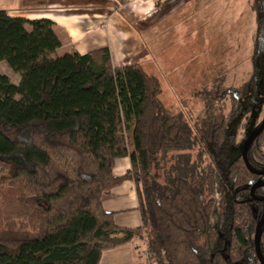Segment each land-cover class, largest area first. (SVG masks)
Returning <instances> with one entry per match:
<instances>
[{
  "label": "trees",
  "instance_id": "obj_1",
  "mask_svg": "<svg viewBox=\"0 0 264 264\" xmlns=\"http://www.w3.org/2000/svg\"><path fill=\"white\" fill-rule=\"evenodd\" d=\"M252 8L253 73L240 87L217 86L231 109L208 98L195 138L142 64L116 66L108 46L59 54L51 19L0 9V63L21 76L15 84L0 73V264H100L106 250L136 238L146 248L140 264L146 255L154 264H261L254 240L264 202L250 194L260 176L242 158L264 111V0ZM247 156L264 169V130ZM124 157L131 168L117 176ZM128 180L142 216L135 228L104 206Z\"/></svg>",
  "mask_w": 264,
  "mask_h": 264
},
{
  "label": "rangeland",
  "instance_id": "obj_2",
  "mask_svg": "<svg viewBox=\"0 0 264 264\" xmlns=\"http://www.w3.org/2000/svg\"><path fill=\"white\" fill-rule=\"evenodd\" d=\"M6 1H10L8 5L13 2ZM1 2L5 5V0ZM19 4L29 6L32 3L23 0ZM167 6L178 9L175 18L184 17V20L177 19L174 23L176 40H160L163 61L159 60L158 64L154 58L147 59L143 56V50L139 49L126 52L130 56L123 61L145 63L147 66L144 68L149 73H157L162 87L161 100L172 113L181 116L182 123L192 129L191 138H195V128L198 119L205 115L208 98L215 105H225L226 113L231 109V97L222 99L217 86L223 84L220 89L240 87L253 73L257 13L252 8V0H174ZM193 11L194 18L187 20L186 17L191 16ZM189 27L193 32L185 40L182 37ZM65 48L57 50V53L63 54ZM115 63L118 65V62ZM259 67L260 87L264 91V54ZM0 73L7 75L13 83H20V74L4 61L0 63ZM231 134L235 137L234 129ZM242 137L243 129L236 140ZM4 170L5 176H8L9 168L5 166ZM2 215L0 198V227ZM143 245L144 249L141 250L145 251L144 241Z\"/></svg>",
  "mask_w": 264,
  "mask_h": 264
},
{
  "label": "crops",
  "instance_id": "obj_3",
  "mask_svg": "<svg viewBox=\"0 0 264 264\" xmlns=\"http://www.w3.org/2000/svg\"><path fill=\"white\" fill-rule=\"evenodd\" d=\"M173 1L30 0L32 4L29 6H20L19 2L23 3V0H13L11 5H8L10 1L5 0V5L4 2L0 3V9L8 10L12 16L51 19L62 41V46L58 50L67 46L64 52L74 51L85 54L93 49L108 46L113 63L122 66L132 63L142 64L138 61H123L130 56L126 52L137 49L143 50V56L147 59L154 58L158 64L159 60L163 61L160 40H176L174 23L177 19L182 22L184 20V17L175 18L178 9L167 6ZM193 18L194 11L191 16L186 17L187 20ZM140 22L142 24H139ZM192 32V27H189L182 38L188 40ZM147 50L150 52L147 53ZM159 52L160 55H157ZM115 62H118V65ZM142 65L147 66L145 63ZM152 74L158 76L157 73ZM130 168V159L124 157L118 160L114 173L121 176ZM104 206L106 210L116 212L115 221L118 225L131 228L142 225L136 186L133 181H125L115 188L111 195L105 198ZM141 249H144L143 241L136 238L128 244L106 250L100 264H140L144 262V251Z\"/></svg>",
  "mask_w": 264,
  "mask_h": 264
},
{
  "label": "flooded vegetation",
  "instance_id": "obj_4",
  "mask_svg": "<svg viewBox=\"0 0 264 264\" xmlns=\"http://www.w3.org/2000/svg\"><path fill=\"white\" fill-rule=\"evenodd\" d=\"M263 56V55H262ZM260 61V60H259ZM259 85H260V82H259ZM251 98V103H255L254 102V99H253V97L251 96L250 97ZM257 99L258 100H256V102L257 101H259V100H262V97H257ZM246 102H247V99L245 100ZM263 119H264V111L263 112H261L260 113V115L258 116V123H259V126L262 124V122H263ZM252 123L254 124V122L252 121ZM258 126V127H259ZM257 130V129H256ZM253 132H255V131H253ZM252 132V133H253ZM251 133V134H252ZM262 133V132H261ZM260 133V134H261ZM250 134V135H251ZM259 134V135H260ZM249 135V136H250ZM258 135V136H259ZM248 138V137H247ZM246 138V139H247ZM246 141V140H245ZM254 142V141H253ZM245 143V142H244ZM244 146V145H243ZM250 148V147H249ZM242 151H243V148H242ZM247 155H248V153H247ZM243 158V157H242ZM247 158H248V156H247ZM244 160V159H243ZM249 160V159H248ZM245 162V161H244ZM250 162V161H249ZM250 165H251V163H250ZM247 166V165H246ZM251 167L255 170V172L254 171H251L248 167V169L253 173V174H256V175H258V176H260V178L258 179V180H256L253 184H252V186H251V188H250V194H251V197H252V199H254V200H256V201H259V202H264V196H261V195H259V194H257V190L259 189V188H261V187H264V169H260V168H256V167H253L252 165H251ZM257 184H262V185H257ZM254 186H256L255 188H254ZM254 188V193L252 192V189ZM264 219V216H262L259 220H258V222H257V225H256V230H257V226H258V224L262 221ZM263 226H264V223L262 224V227H261V230H262V228H263ZM261 230H260V233H261ZM255 235H256V231H255ZM254 242H255V240H254ZM255 248H256V254H257V256H258V259H259V262L261 263V264H263L262 262H261V260H260V258H259V255H258V252H257V247H256V242H255ZM259 248H260V251H261V254H262V256H263V258H264V250L262 249V247H261V244H260V234H259Z\"/></svg>",
  "mask_w": 264,
  "mask_h": 264
},
{
  "label": "water",
  "instance_id": "obj_5",
  "mask_svg": "<svg viewBox=\"0 0 264 264\" xmlns=\"http://www.w3.org/2000/svg\"><path fill=\"white\" fill-rule=\"evenodd\" d=\"M264 130V119L262 124L257 128V130H255V132H253L250 136H248V138L246 139L244 146H243V151H242V157L245 161V164L247 165V167L251 170L254 171L255 170L251 167L250 162L247 158V153L249 150V147L251 146V144L253 143V141L258 137V135ZM257 185H262V184H257ZM256 186H254L255 188ZM254 188L252 189V192L254 193ZM264 223V219L258 224L257 226V230H256V235H255V242H256V247H257V252L259 255V258L261 260V262L264 264V258L261 254L260 248H259V234H260V230L262 227V224Z\"/></svg>",
  "mask_w": 264,
  "mask_h": 264
},
{
  "label": "built area",
  "instance_id": "obj_6",
  "mask_svg": "<svg viewBox=\"0 0 264 264\" xmlns=\"http://www.w3.org/2000/svg\"><path fill=\"white\" fill-rule=\"evenodd\" d=\"M146 250V249H145ZM146 251H144V253H145ZM145 255V254H144ZM145 264H154L153 262H152V260L149 258V256H147L146 255V260H145Z\"/></svg>",
  "mask_w": 264,
  "mask_h": 264
}]
</instances>
